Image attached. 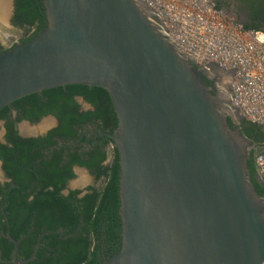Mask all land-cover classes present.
Returning a JSON list of instances; mask_svg holds the SVG:
<instances>
[{"label":"water","instance_id":"95a60500","mask_svg":"<svg viewBox=\"0 0 264 264\" xmlns=\"http://www.w3.org/2000/svg\"><path fill=\"white\" fill-rule=\"evenodd\" d=\"M43 4L47 28L0 53V109L66 85L109 92L118 128L102 135L120 154L122 244L105 264H264V197L248 166L264 143L229 126L231 102L228 109L217 101L142 0ZM13 10L9 0L1 22ZM22 126L34 127L22 124L23 137L48 131ZM9 239L14 264L36 257L39 245L19 259V241Z\"/></svg>","mask_w":264,"mask_h":264},{"label":"trees","instance_id":"16d2710c","mask_svg":"<svg viewBox=\"0 0 264 264\" xmlns=\"http://www.w3.org/2000/svg\"><path fill=\"white\" fill-rule=\"evenodd\" d=\"M12 23L25 31L22 42L31 41L47 28L43 0H14ZM11 48L0 44V53ZM79 97L93 110L83 111ZM13 109L18 113L15 119ZM49 115L59 124L47 134L35 138L17 134L20 121L35 123ZM1 121L6 135L5 142L0 141V161L10 181L0 182V264H14L9 235L19 241V259L30 258L39 245L28 264H105L122 244L120 154L112 138L97 137L118 128L109 92L90 85L48 89L0 109ZM228 124L237 127L230 118ZM239 128L250 140L264 143L263 127L243 119ZM248 166L257 193L264 197L254 158ZM76 167L89 170L96 183L65 194L76 178Z\"/></svg>","mask_w":264,"mask_h":264},{"label":"built area","instance_id":"2783aa9c","mask_svg":"<svg viewBox=\"0 0 264 264\" xmlns=\"http://www.w3.org/2000/svg\"><path fill=\"white\" fill-rule=\"evenodd\" d=\"M163 33L198 68L228 73L231 114L264 128V31L246 29L214 0H142ZM264 185V155L254 162Z\"/></svg>","mask_w":264,"mask_h":264},{"label":"flooded vegetation","instance_id":"af4514ba","mask_svg":"<svg viewBox=\"0 0 264 264\" xmlns=\"http://www.w3.org/2000/svg\"><path fill=\"white\" fill-rule=\"evenodd\" d=\"M214 1H215L217 6H220V8H222V9H224L226 11L228 16L234 18L239 23L244 24V26L245 25L258 26L261 30L264 31V0H214ZM13 16H14V10H13L12 17H11V23H12ZM12 25H13V23H12ZM14 27H16V26H14ZM19 41H21V39ZM201 75H202V79L204 81V84L210 90L212 95L223 106H225L223 102H224V100H226V102H227L226 103V107L229 109L231 86L229 85V83H224V81H223L224 76L228 75V73L223 71V70H221L218 67H214L212 69L211 73H206L203 70H201ZM79 98H81V97H79ZM83 101H84V99H83ZM84 103H86V104H88L90 106V108L87 109V110H93V107L89 103H87L85 101H84ZM80 106H81L83 111H87L86 109H84L83 105L80 104ZM12 114H13L12 117L14 119L18 115L17 111L14 110V109L12 110ZM49 117H51L52 119L48 122L49 123V127L47 128L48 129L47 133L50 130H52L55 127H57L58 124H59V121H58V119L55 116L49 115V116H46V117H43V118H49ZM227 117L230 118L236 124V126H237L236 129H240L239 128L240 123L235 122L232 119L230 113L227 115ZM40 121L35 122V123H32V122H30L28 120L20 121L15 127V129L17 131V134L19 136L23 137L21 135V131H20V126L22 124L23 125L30 124V125L33 126V125L38 124ZM57 121H58V124H55V122H57ZM0 123L3 124V128H4V133L2 135V140H0V141L5 142V138H4L5 135H6L5 122L1 121ZM26 127L29 128L30 132H32V130H34V129L30 128L29 126H26ZM87 128L89 130H92L91 127H87ZM47 133H45V134H47ZM101 135L102 134H98L97 137H99ZM39 136H42V135H39ZM39 136H35V137H39ZM33 137H24V138H33ZM255 155H256L255 151L252 150L248 161L251 160L252 158L255 159ZM0 168H1V171H2V174H3V180L2 181L0 180V182L1 183H8L10 180L8 179V177L6 176L5 172L2 169V162L1 161H0ZM80 168H82V167H80ZM83 169H86V168H83ZM88 172L90 173L89 170H88ZM75 174H76V172H75ZM256 177H257L258 181L260 182V179H259L258 175H256ZM93 178H94V176H93ZM69 190H74V189H70L68 187L64 191V193L67 194L69 192ZM85 190H83V191H85Z\"/></svg>","mask_w":264,"mask_h":264},{"label":"rangeland","instance_id":"374dc122","mask_svg":"<svg viewBox=\"0 0 264 264\" xmlns=\"http://www.w3.org/2000/svg\"><path fill=\"white\" fill-rule=\"evenodd\" d=\"M2 16L4 15L1 14V17ZM24 37H25V31L14 27L11 24V19H10V23L9 22L4 23L1 22L0 20V44L4 48L6 49L11 48L14 44H16V42H18L20 39ZM223 81L224 83H229L230 85L229 77L227 75L224 76ZM36 126L37 125H33V127ZM0 127H1L0 136H2V134L4 133V129L2 125H0ZM0 180L1 181L3 180V174L1 168H0ZM72 183H73V189L85 190L87 187L94 185L96 182L90 173H88L87 171H81L79 174H76V178L72 181ZM97 185L100 186V183H98Z\"/></svg>","mask_w":264,"mask_h":264},{"label":"bare ground","instance_id":"6f19581e","mask_svg":"<svg viewBox=\"0 0 264 264\" xmlns=\"http://www.w3.org/2000/svg\"><path fill=\"white\" fill-rule=\"evenodd\" d=\"M8 2H9V0H0V16H1V14L4 15V13L7 11L6 6H7ZM1 18L2 17H0V19ZM48 122L49 121H44L41 125H38V126L32 128V129L39 130V129H43V128H48V126H49ZM34 130H32V131H34ZM22 131L23 132H27V133L30 132L29 128L26 127V126H22Z\"/></svg>","mask_w":264,"mask_h":264}]
</instances>
